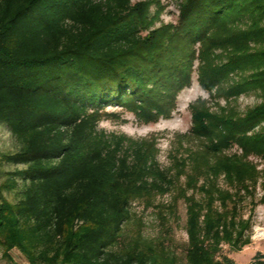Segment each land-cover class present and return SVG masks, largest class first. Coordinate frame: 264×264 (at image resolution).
Segmentation results:
<instances>
[{"label":"trees","instance_id":"1","mask_svg":"<svg viewBox=\"0 0 264 264\" xmlns=\"http://www.w3.org/2000/svg\"><path fill=\"white\" fill-rule=\"evenodd\" d=\"M133 11L130 0H0V125L20 145L0 162L22 167L0 185L3 258L16 250L28 264H161L112 249L129 200L175 185L145 143L99 128L104 108L144 104L148 92ZM181 14L182 38L219 50L221 61L201 71L202 87L258 98L224 123L233 145L264 160V0H182ZM230 75L237 80L227 85ZM19 181L10 203L3 193ZM226 226L210 210L203 228L191 223L187 264H235L222 245L240 251L249 238ZM250 264H264V254Z\"/></svg>","mask_w":264,"mask_h":264},{"label":"rangeland","instance_id":"2","mask_svg":"<svg viewBox=\"0 0 264 264\" xmlns=\"http://www.w3.org/2000/svg\"><path fill=\"white\" fill-rule=\"evenodd\" d=\"M130 3L144 39L137 55L152 73L144 85L148 92L144 104L104 108L99 128L145 143L175 185L166 194L129 200L128 219L112 249L121 254L147 252L161 264H187L188 227L196 222L203 228L210 210L214 220H226L232 236L249 238L240 251L222 245L220 255L235 264H250L257 253L264 254V160L233 145L224 122L243 116L259 100L254 93L225 99L217 88L210 93L202 87L201 71L221 61L219 50L212 41L182 38V0ZM235 80L230 75L226 84ZM19 147L0 125V154ZM17 168L22 167L0 162V185L7 181L6 173ZM21 188L19 181L13 191L3 193L5 200L16 202ZM0 264L28 263L12 250L10 260L0 252Z\"/></svg>","mask_w":264,"mask_h":264}]
</instances>
